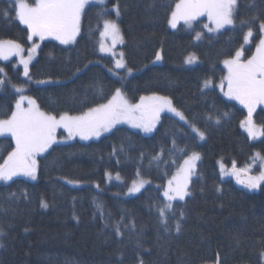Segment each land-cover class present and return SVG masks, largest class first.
Listing matches in <instances>:
<instances>
[{
  "label": "trees",
  "instance_id": "trees-1",
  "mask_svg": "<svg viewBox=\"0 0 264 264\" xmlns=\"http://www.w3.org/2000/svg\"><path fill=\"white\" fill-rule=\"evenodd\" d=\"M176 2L108 0L104 18L99 6L86 7L76 42L45 40L27 77L14 59H0L5 81L0 119L15 109L19 93L13 85L53 114L87 111L122 88L132 101L149 93L170 96L205 133L201 140L183 120L165 113L151 134L121 125L95 140L53 145L39 157L35 180L0 181V264H264V184L245 188L233 177L224 178L219 167L220 160L244 167L256 152L264 155V137L249 138L241 127L245 108L218 87L223 61L244 44L248 26L253 37L247 55L260 38L264 0H238L235 27L219 32L204 27L206 17L192 29L184 24L172 29L168 21ZM117 3L118 18L111 8ZM14 4L0 0V39L28 47V30L16 18ZM103 19L117 20L124 38L127 68L118 73L111 69L113 58L99 51ZM197 32H202L198 40ZM159 52L162 60L154 62ZM191 54L197 60L189 64ZM206 80L213 84L205 87ZM256 121L264 126V107ZM14 147L10 136H0V164ZM193 151L201 159L191 194L172 201L165 226L158 211L167 203L163 188ZM106 173H118L122 180L108 181ZM137 173L151 183L127 196Z\"/></svg>",
  "mask_w": 264,
  "mask_h": 264
},
{
  "label": "snow or ice",
  "instance_id": "snow-or-ice-1",
  "mask_svg": "<svg viewBox=\"0 0 264 264\" xmlns=\"http://www.w3.org/2000/svg\"><path fill=\"white\" fill-rule=\"evenodd\" d=\"M97 5L100 8L98 16L101 18L109 14L106 10V0H16L14 11L16 18L26 25L28 30V40L39 37L44 40L52 37L61 44H70L76 40L81 31L82 16L86 7ZM237 0H177L171 11L168 23L172 28H176L180 21L189 27L199 17L206 16L209 23L204 27L208 31H218L225 26L235 27V12ZM117 18L120 15L118 3L114 5ZM7 15V11L4 13ZM242 25H249L248 21L241 20ZM260 33H264V22L259 25ZM100 36L111 40V46H107L103 40L100 42L99 50L117 54L114 48L117 43H123V37L118 23L112 19H103V30ZM201 33L196 34V39H200ZM253 37V30L248 26V31L243 35L244 44H249ZM38 45L29 49L27 58L23 55V46L13 40H0V59L8 60L11 56L19 57V63L23 65L24 76L29 74V64L32 60V53L36 52ZM123 53H119V59L115 61L116 68H125ZM244 47L241 46L235 55L223 61L227 68V76L224 77L219 85L223 91L225 81L227 91L225 95L229 99L238 101L247 109V117L241 121V127L248 133L249 138L257 139L264 137V126H257L253 120V113L258 105H264V35H261L255 47V52L244 59ZM159 53L156 60H160ZM194 55L186 60L191 64L195 61ZM3 69H0L2 72ZM130 74L131 68L127 69ZM5 81L0 79V87ZM211 85V81L206 80L204 86ZM15 91L21 93L16 101L15 110L6 119H0V136H11L15 141V147L8 152L7 157L0 164V181H13L15 177H29L36 179L38 170L37 156L46 152L57 142V129H64L68 133V138L79 136L81 139L99 137L102 133L110 131L119 123H128L134 128L142 129L144 132H151L160 119V114L165 110L174 113L180 120L187 122L184 113L176 109L171 99L166 96L151 95L141 96L139 102L130 103L119 88H117L106 103L98 104L88 108L87 111L78 115H70L67 112L62 114H52L42 111L36 101L23 95L24 89L13 85ZM25 103L27 107H25ZM225 115H227L225 113ZM217 123L219 120L217 119ZM196 132L201 140L205 138V133L189 125ZM183 151V150H182ZM156 159V158H154ZM201 156L193 151L183 163L178 167L176 173L167 181L163 196L167 203L159 208L158 211L162 218V223L167 226L165 219L166 210H171L172 201L184 200L190 195L189 184L191 177L195 174L197 162ZM259 161V172L252 174L256 161ZM222 175L233 176L237 183L248 189H257L264 184V156L256 153L251 164L244 167H237L236 162H232L230 169L223 163L220 164ZM111 178L110 173H106ZM134 180L129 192H139L148 181L139 178ZM116 179H120L117 173ZM77 183L76 181H68ZM98 187V185H97ZM42 207H47V203L41 201ZM183 215V213H181ZM180 225L177 223V231ZM167 230V227H166ZM119 229H117V232ZM143 264V261L140 262Z\"/></svg>",
  "mask_w": 264,
  "mask_h": 264
},
{
  "label": "rangeland",
  "instance_id": "rangeland-1",
  "mask_svg": "<svg viewBox=\"0 0 264 264\" xmlns=\"http://www.w3.org/2000/svg\"><path fill=\"white\" fill-rule=\"evenodd\" d=\"M14 2H16V0H13ZM28 2L29 3H32L33 2V0H28ZM107 2H108V0H106V4H107ZM237 3H238V0H237ZM113 10H114V6L113 7H111ZM236 8H237V5H236ZM203 17H206V16H203ZM200 18H202V17H199L198 19H200ZM197 19V20H198ZM206 19H207V17H206ZM112 20H115V19H112ZM196 20V21H197ZM116 22H117V20H115ZM81 23H82V21H81ZM118 23V22H117ZM194 23H195V21L192 23V26L191 27H189L188 25H185L184 24V22L183 21H180L178 24H177V27L180 25V24H184L188 29H192V27H193V25H194ZM209 23V21H208V19H207V24ZM119 25V24H118ZM170 25V24H169ZM25 27H26V25H24ZM171 27V26H170ZM176 27V28H177ZM225 27H228V26H225ZM81 28H82V24H81ZM119 28H120V26H119ZM172 28V27H171ZM172 29H175V28H172ZM222 29H224V28H222ZM222 29H220V30H222ZM102 30H103V27H102ZM101 30V31H102ZM121 30V29H120ZM207 30H208V28H207ZM220 30H218V31H211V32H219ZM80 33H81V31H80ZM197 33H201V36H202V32H197ZM121 34H122V32H121ZM80 35V34H79ZM79 35L76 37V40H77V38L79 37ZM261 35H264V33H261ZM201 36H200V38H201ZM122 37H123V35H122ZM261 37V36H260ZM48 39H52V40H55V41H58V40H56V39H54V38H52V37H47V38H45L44 40H40L39 39V37H34L31 41H30V46H28V47H26V45H24V44H22V43H20V42H18V41H16V40H13V39H0V40H13V41H16V42H18V43H20L22 46H23V48L25 49V51H24V53H23V55L25 56V58H27V56L29 55V49H31L34 45H38V47L36 48V52L35 53H32V60H31V62H30V64H29V71H30V66H31V63L34 61V59L37 57V55H38V51H39V49H40V47H41V45H42V43L45 41V40H48ZM76 40L74 41V42H72V43H70V44H74L75 42H76ZM103 40V42L107 45V46H111V40L110 39H104V38H102L101 36H100V41H99V44H98V47H100V42ZM123 41H124V38H123ZM250 43L249 44H243V47H244V59H246V58H248V57H250L254 52H255V47H256V44L258 43V41H259V39H258V41H257V43L255 44V46H254V49H253V51L251 52V54H249V55H247L246 54V51H247V49L252 45V39L250 38ZM58 42H60V41H58ZM122 44L123 43H117L116 44V46H115V48H114V51H115V53L117 54L116 56H113V55H111L110 53H104V52H101L100 50V53L101 54H104V55H109V56H111L112 58H113V67L111 68L115 73H118V70H121V69H126L127 68V63H126V60H125V57H124V55H123V62L125 63V65H126V67L125 68H116V66H115V61L117 60V59H119L120 57H119V53H123V50L121 49V46H122ZM66 45H68V44H66ZM240 49V48H239ZM124 54V53H123ZM159 54H160V56H161V59L160 60H156V58H155V60H154V62H160L161 60H162V52H159ZM192 55H194L195 57H196V55L195 54H191L190 56H192ZM235 55V54H234ZM233 55V56H234ZM11 59H14L15 61H16V63L18 64V66H20L21 68H22V72H23V74H24V69H23V65L22 64H20L19 63V57H17V56H11L8 60H11ZM228 59V58H227ZM2 60H4V59H2ZM196 60H197V57H196V59H195V61L193 62V63H195L196 62ZM4 61H7V60H4ZM223 66H224V63H223ZM224 69H225V74H224V76L222 77V79L224 78V77H226L227 76V68L224 66ZM222 79H221V81H222ZM209 81H211V80H209ZM221 81H220V83H221ZM220 83L218 84V87H219V85H220ZM213 84V82L211 81V85ZM18 87V86H17ZM15 89V88H14ZM120 90H121V92L124 94V96L126 97V99L130 102V103H137V102H139V99L138 100H136V101H132V100H130L129 98H128V96L125 94V92L123 91V89L122 88H119ZM219 90L222 92V94L225 96V97H227L226 95H225V92L227 91V87H226V81H225V88H224V90L222 91L221 89H220V87H219ZM20 95H21V93H19V96H18V99H19V97H20ZM23 95H26V96H29V97H31V98H33L35 101H36V99L34 98V97H32L31 95H29V94H26V93H23ZM151 95H159V96H166V97H168L169 99H171V101H172V104H173V106L176 108V109H178V110H180V111H182L180 108H178L177 106H175L174 105V103H173V100H172V98L170 97V96H168V95H165V94H161V93H149V94H144V95H142V96H151ZM228 98V97H227ZM111 99V98H110ZM229 99V98H228ZM231 100H234V99H231ZM234 101H236V100H234ZM239 105H241L238 101H236ZM36 103H37V105L40 107V109L42 110V111H45L44 109H42L41 108V106L38 104V102L36 101ZM106 103V102H105ZM242 107H244L243 105H241ZM25 107H27V104L25 103ZM260 107H264V105H258L257 107H256V110L254 111V113H253V120H254V122H255V124L259 127V126H262L261 124H259L257 121H256V112H257V110L260 108ZM245 108V107H244ZM15 110V109H14ZM245 110H246V112H247V109L245 108ZM45 112H47V111H45ZM183 112V111H182ZM48 113H50V112H48ZM165 113H170V114H173V115H175L174 113H171V112H169V111H167V110H165L164 112H162L161 114H160V119H159V121L157 122V124H156V126H155V128L151 131V132H148V133H146V132H144L142 129H139V128H134V127H132L130 124H128V123H124V122H122V123H119V124H117L114 128H112L110 131H108V132H104V133H102L101 134V136H103V135H105V134H107V133H110L112 130H114L116 127H118V126H121V125H125V126H128V127H130V128H133V129H135V130H139V131H141V132H143V133H145V134H151V133H153L155 130H156V128L158 127V125L160 124V122H161V117H162V115L163 114H165ZM53 114V113H52ZM80 114V113H79ZM57 115H59V114H57ZM70 115H78V114H70ZM185 115V114H184ZM176 116V115H175ZM186 117V116H185ZM246 117H247V114H246V116L244 117V119L243 120H245L246 119ZM6 119V118H5ZM186 120H187V122H185L184 120V122L186 123V124H188V125H190V124H192L189 120H188V118L186 117ZM242 120V121H243ZM193 125V124H192ZM196 127V126H195ZM197 128V127H196ZM192 129V128H191ZM198 129V128H197ZM243 130L245 131V129L243 128ZM201 131V130H200ZM246 132V131H245ZM247 133V132H246ZM248 134V133H247ZM5 136H8V135H5ZM101 136H99V137H90L89 139H81L79 136H75V137H73V138H68V133L64 130V129H62V128H60V129H57V133H56V137H57V142L55 143V144H58V143H68V142H73V141H75V140H83V141H90V140H95V139H98V138H100ZM11 137V136H10ZM259 138H261V137H259ZM259 138H257V139H259ZM257 139H252V140H257ZM14 143H15V141H14ZM55 144H53V145H55ZM52 145V146H53ZM50 149V148H49ZM48 149V150H49ZM45 153V152H44ZM44 153H41L40 155H38L37 156V160L39 159V157L42 155V154H44ZM256 153H260V152H256ZM255 153V154H256ZM260 155L261 156H264L263 154H261L260 153ZM254 157H255V155H254ZM199 162V161H198ZM198 162H197V164H198ZM221 163H223L224 165H225V167L226 168H228V169H230L231 167H229L228 165H226L222 160H220V162H219V167H220V164ZM252 163V162H251ZM251 163H248V164H251ZM259 161L257 160L256 161V166L253 168V174H257L258 172H259V168H257V167H259ZM247 164V165H248ZM197 168V167H196ZM177 171V170H176ZM176 171H175V173H176ZM196 171V170H195ZM174 173V174H175ZM111 174V178H109V176H108V181H121L122 180V177L120 176V174H119V176H120V179H116V175H117V173H110ZM173 174V175H174ZM172 175V176H173ZM171 176V177H172ZM224 178H228V177H232V176H225V175H222ZM170 177V178H171ZM193 177V176H192ZM191 177V178H192ZM139 178H142L143 180H145V181H148L147 183H145L144 184V186L140 189V191L139 192H141L142 190H143V188H145L149 183H151V180L149 179V178H145V177H142V176H139ZM169 178V179H170ZM138 179V177L136 178V179H134V180H137ZM168 179V180H169ZM133 180V181H134ZM133 181L131 182V184L129 185V187H127V189H126V191H125V195H127V196H134V195H137L139 192H134V193H131V192H129V188L132 186V183H133ZM190 182H191V180H190ZM166 185H167V183H166ZM166 185L164 186V188L166 187ZM190 185V184H189ZM164 188H163V191H164ZM186 198V197H185ZM262 257H263V260H264V253L262 254ZM204 264H219L218 262L217 263H214V262H208V263H204Z\"/></svg>",
  "mask_w": 264,
  "mask_h": 264
},
{
  "label": "water",
  "instance_id": "water-1",
  "mask_svg": "<svg viewBox=\"0 0 264 264\" xmlns=\"http://www.w3.org/2000/svg\"><path fill=\"white\" fill-rule=\"evenodd\" d=\"M233 178H234L235 182H237V181H236V178H235V177H233ZM238 184H239V183H238ZM239 185H241V184H239ZM241 186H243V185H241ZM257 189H258V188H257ZM257 189H253V190H257Z\"/></svg>",
  "mask_w": 264,
  "mask_h": 264
}]
</instances>
